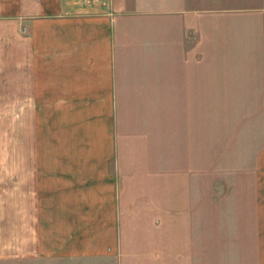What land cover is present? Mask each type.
Returning <instances> with one entry per match:
<instances>
[{
  "label": "crops",
  "instance_id": "obj_1",
  "mask_svg": "<svg viewBox=\"0 0 264 264\" xmlns=\"http://www.w3.org/2000/svg\"><path fill=\"white\" fill-rule=\"evenodd\" d=\"M212 100L259 108L214 183ZM2 257L264 264V0H0Z\"/></svg>",
  "mask_w": 264,
  "mask_h": 264
},
{
  "label": "rangeland",
  "instance_id": "obj_2",
  "mask_svg": "<svg viewBox=\"0 0 264 264\" xmlns=\"http://www.w3.org/2000/svg\"><path fill=\"white\" fill-rule=\"evenodd\" d=\"M212 119H211V125H212V143H211V171H212V183L216 182L217 176L216 172L219 170H225L229 166L227 161V157L231 155L233 157L236 154V146L234 143V140L231 139L232 133H230V130L222 131L225 129H228L231 127V124L233 123L234 119L236 117L238 118V122L242 121L243 128L247 126V124L250 123L251 119H257L256 116H251L252 110H249L250 108L254 109V113L256 112V105L253 102L255 101H228L231 103V107H238L239 109H242L239 113L235 115L227 114L226 116H216L218 114V109L221 107V101L219 100H212ZM224 104V101H222ZM245 109H248L245 110ZM259 109V108H257ZM230 115V116H229ZM4 118V129L2 132V138H3V156L4 159H6V163L4 165L3 170V178L9 179V173H10V131H9V124H10V117H3ZM222 122L223 127L220 129V123ZM221 125V126H222ZM214 127V128H213ZM214 129H217V131H214ZM216 132V133H215ZM246 132V131H244ZM246 134V135H245ZM247 133L243 134V138L247 137ZM242 144V141L239 143ZM243 147L241 148V154L242 157L245 158V161L249 163V150L248 147H250V143L246 139L243 140ZM249 145V146H248ZM240 148V147H239ZM238 148V149H239ZM226 158V159H225ZM225 159V160H224ZM243 167H249L248 164H243ZM228 169V168H227ZM244 173L245 170H244ZM243 187L244 189L247 187V184L249 183V180L247 179V176L243 177ZM6 189V188H2ZM245 191V190H244ZM250 207H242V219H243V234H250ZM218 207H215V210L212 211V223L218 225L220 223L219 214H218ZM218 231V226H216ZM214 228V231H212V234H218ZM0 264H44L42 259L35 258V259H10L2 257L0 258Z\"/></svg>",
  "mask_w": 264,
  "mask_h": 264
}]
</instances>
